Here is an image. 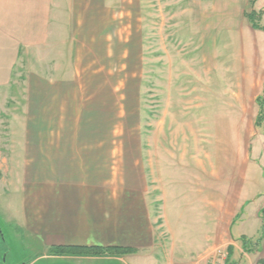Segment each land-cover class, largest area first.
Here are the masks:
<instances>
[{"label":"rangeland","instance_id":"374dc122","mask_svg":"<svg viewBox=\"0 0 264 264\" xmlns=\"http://www.w3.org/2000/svg\"><path fill=\"white\" fill-rule=\"evenodd\" d=\"M89 1H60V11L66 16L61 21L71 18L77 23L94 12L89 24L90 31H94L89 41L91 56L76 67L79 76L75 81L60 82L67 109H62L58 120L55 114L45 112L51 108L50 99H38L32 108L37 110L35 120V115L28 113L24 77L17 79L10 95L0 97V153L5 160L11 156L12 125L50 128L45 132L50 137H60L61 156L66 155V150L67 156L90 153L96 158L101 152L110 155L107 164L111 166L112 178L86 174L80 178L82 182L127 185L136 180V170L145 169L149 176L146 190L150 191L147 201L152 207L155 202L157 209L160 201L164 202L158 190L166 186L153 187L152 173L164 175L168 156L176 161L179 176L185 170L184 163L191 159L213 164L219 139L224 138L226 147H232L250 137L254 126V90L247 77L251 74L249 63L254 48L261 43L264 48V36L261 38L251 28L245 14H259L256 22L264 26V0ZM71 10L75 13L69 17ZM84 26L88 24L84 22ZM256 53L260 55V51ZM210 86L217 95L206 99L205 91L209 93ZM222 114L226 123L235 125H192L196 121H213ZM20 132L23 137L25 130ZM94 140L97 146L87 145ZM72 141H78V145H66L75 143ZM253 151L255 157L260 155L264 166V150H257L254 145ZM10 170L11 162L3 163L0 264H89L88 259L75 263L68 259H36L45 250L26 233L20 205L21 185L13 187L17 180L23 185L30 179L13 178ZM81 172L83 175V169ZM183 185L175 179L176 197L168 202L172 219L180 221L173 225L176 238H183L175 243L193 254V258L183 259L186 264H200L205 260L200 257L206 253L196 255L195 249L190 248L201 244V237L195 233L202 227L188 221L191 214ZM153 188L156 192H151ZM189 194L187 191V197ZM219 249L227 255L226 248L219 245L212 246L210 253ZM159 259L169 262L163 255Z\"/></svg>","mask_w":264,"mask_h":264},{"label":"crops","instance_id":"0c3cea01","mask_svg":"<svg viewBox=\"0 0 264 264\" xmlns=\"http://www.w3.org/2000/svg\"><path fill=\"white\" fill-rule=\"evenodd\" d=\"M60 1L74 3L76 0H0V97H8L15 81L23 76L28 113L35 115V120L37 110L32 108L38 99L46 98L50 99L51 108L45 112L55 114L60 120L62 109H67L60 82L75 81L79 76L76 67L91 56L89 41L94 31H90L89 24L94 12L78 19L77 23L71 18L61 21L66 16L60 11ZM82 1L90 2L78 0ZM71 11L69 17L75 13ZM84 22L88 26L83 27ZM260 32L256 31L262 38L264 34ZM262 45L254 48L260 55L254 52L249 63L251 74L247 77L254 90L251 118L254 126L250 137L240 146L233 142L232 147H226L224 138L219 139L213 164L203 160L193 162L190 158L179 176L176 161L168 156V161L165 159L168 170L164 175L152 173L153 187L166 186L158 190L164 202L160 201L157 209L155 202L152 207L147 201L150 191L146 190L149 176L145 169L136 170V180L127 185L82 182L80 178L86 174L112 178L111 166L107 164L110 155L101 152L96 158L90 153L67 156L66 150V155L61 156L60 137L53 138L45 132L50 128L12 125L11 156L5 160L0 153V171L3 163L11 162V177L30 179L23 185L17 180L13 187L21 185L20 205L26 233L45 250L36 259L54 262L68 259L74 263L88 259L89 264H186L183 259L193 258V254L176 246L175 241L183 238H176L173 225L180 221L172 219L168 205L169 200L176 197L173 193L175 179L181 180L185 187V197L187 202L189 200L187 209L191 214L188 221L202 227L195 233L201 237V244L190 248L195 249L196 255L206 253L200 257L206 259L213 251L212 246L219 245L226 251L229 246L232 248L226 264H257L264 259V166L260 155L255 157L253 151L254 145L257 150H264V121L259 128L255 126L256 99L264 93ZM213 78L207 80L210 85ZM213 89L209 93L205 91L206 99L217 95ZM222 94L224 97L225 92ZM52 116L49 117L54 119ZM192 125L235 123H226L222 114L213 121H196ZM20 130H25L23 137ZM72 142L75 143L66 145H78V141ZM94 142L97 141L87 145L97 146ZM66 177L78 180H62ZM122 177L125 179V175ZM39 178L45 180L38 181ZM155 188L151 192H156ZM187 191L190 192L188 197ZM243 239L249 251L244 248ZM60 246L123 247L136 252L121 256L104 252L88 257L48 253L50 248ZM159 255L169 258V262L161 261Z\"/></svg>","mask_w":264,"mask_h":264},{"label":"trees","instance_id":"16d2710c","mask_svg":"<svg viewBox=\"0 0 264 264\" xmlns=\"http://www.w3.org/2000/svg\"><path fill=\"white\" fill-rule=\"evenodd\" d=\"M254 1V0H253ZM252 1V2H253ZM246 18L251 24V28L255 31L264 32V26L259 25L256 22V18L259 17V14L251 11L250 13L245 14ZM256 104L258 105V113L255 120V126L260 127L264 121V94L262 96L257 97ZM258 239L255 243H259ZM247 241L243 239L244 248L249 251L245 246ZM231 246L227 249V254L231 253ZM101 251V252H99ZM104 252L110 253V255H126L133 254L136 252L134 249L123 248V247H107V248H99V247H85V246H60V247H52L50 248V254L53 256H89V255H100L104 254ZM257 264H264V259H260Z\"/></svg>","mask_w":264,"mask_h":264},{"label":"built area","instance_id":"2783aa9c","mask_svg":"<svg viewBox=\"0 0 264 264\" xmlns=\"http://www.w3.org/2000/svg\"><path fill=\"white\" fill-rule=\"evenodd\" d=\"M228 254L226 255L221 249L215 251L200 264H225Z\"/></svg>","mask_w":264,"mask_h":264}]
</instances>
